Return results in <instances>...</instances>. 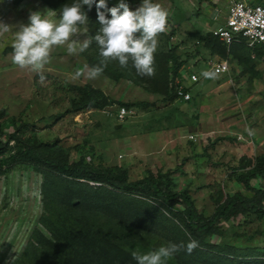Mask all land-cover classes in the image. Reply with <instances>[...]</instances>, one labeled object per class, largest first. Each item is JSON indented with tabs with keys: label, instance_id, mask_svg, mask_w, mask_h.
Returning a JSON list of instances; mask_svg holds the SVG:
<instances>
[{
	"label": "rangeland",
	"instance_id": "rangeland-1",
	"mask_svg": "<svg viewBox=\"0 0 264 264\" xmlns=\"http://www.w3.org/2000/svg\"><path fill=\"white\" fill-rule=\"evenodd\" d=\"M48 1L55 9L44 0H0V22L11 26L9 32L0 34L2 138L21 124L19 140H11L9 148L26 144L32 137L33 144H41L46 154L57 159L78 161L85 157L95 165H117L127 181L148 176L164 181L167 176L171 190L187 192L205 218L215 212L219 191L225 196L236 192L252 196L242 175L257 160L264 161V79L245 53H249L247 48L213 59L229 60L232 82L226 76L205 79L201 72L209 70L207 64L212 60L201 50V36L192 31L186 39L176 38L180 15L175 10L190 17V9L197 14L198 7L204 2L210 4V0H154L169 13L166 31L158 36L154 53L155 74L141 77L131 60L127 67L109 60L108 64L129 77L118 81L103 74L96 79H74L76 71L89 65L83 52L69 55L67 45L52 49L50 62L41 73L12 63L16 24L27 23L30 11H41L58 22L60 9L76 2ZM229 3L220 0L224 15ZM139 5L130 8L135 10ZM82 10L88 22L78 26L79 32L73 37L80 43L95 36L100 27L95 5L91 11L87 6ZM192 19L203 30L216 26L210 25L206 17ZM181 44L187 52L198 49L197 54L202 55V60L186 59L184 63L193 64L190 69L200 76V82H187L192 85L189 101L168 99L165 94L169 87L167 54L172 47L177 54ZM93 53L97 61L102 59L96 43ZM139 78L145 87L135 82ZM87 83L103 89L118 102L102 109L74 111L72 100L81 95L77 87ZM141 100L150 104L140 106L137 114L124 123L116 119V110L123 101ZM246 127L255 129V136L250 137ZM99 185L53 171L44 174L28 164L5 167L0 174V264H137L133 251L147 253L168 242L186 246L193 239L180 217L184 207L170 208L154 198L108 185L104 186L106 190L100 189ZM252 185L261 186L259 179H253ZM77 198L82 200L80 206L71 203ZM67 224L87 236L81 239L66 232L63 226ZM82 225L88 228L81 229ZM198 243L191 254L181 250L166 264H238L215 259L202 252V243ZM210 245L239 254L238 261L260 255L257 263L244 264H264V214L222 221L209 230L202 247Z\"/></svg>",
	"mask_w": 264,
	"mask_h": 264
},
{
	"label": "trees",
	"instance_id": "trees-1",
	"mask_svg": "<svg viewBox=\"0 0 264 264\" xmlns=\"http://www.w3.org/2000/svg\"><path fill=\"white\" fill-rule=\"evenodd\" d=\"M49 4L48 0H44ZM126 2L131 5H137L141 3V0H126ZM154 2V0H153ZM258 2H264V0H258ZM98 3V0H97ZM50 5V4H49ZM95 5V4H94ZM116 3L106 2V7L100 9V11L108 13V9L117 6ZM51 6V5H50ZM52 7V6H51ZM55 9V7H52ZM110 15V14H109ZM200 42L205 46L217 47L222 50L223 54L227 56V53L231 50H241L248 49L249 59L251 58V49L247 47L244 43H233L229 47L224 42H222L217 36L213 34L212 31L206 33V35L201 36ZM95 50V43H92L89 48L83 52V56L87 59L88 65L90 67L95 66L100 63L93 56V51ZM91 55V57H90ZM168 59V75H169V86L165 92L168 99H179L176 94V80L179 78V69L184 65L186 59L182 58L180 55L175 54V49L172 47L167 54ZM253 61V59H252ZM255 65V62L253 61ZM256 68V65H255ZM103 75L109 77L113 80L129 79L123 70L118 69L107 63L102 73ZM141 80L135 79V82L139 86H144L142 78ZM145 87V86H144ZM77 89L81 92L78 99L73 98L72 106L74 111H80L86 108H100L117 103L114 98L108 95L103 89L95 87L93 84L87 83L84 86H79ZM150 103L145 100L136 102H122V105L128 108L138 109L140 106H147ZM2 114L0 113V117ZM16 129L14 133L6 136L3 139V132L0 125V174L4 168H12L17 164H28L38 167L44 174L48 172H56L59 175L65 176L67 178H73L76 181H92L95 183H100V189H105L104 186L108 185L114 189H120L129 193H136L141 196L148 198H154L160 200L163 204H166L170 208L176 207L178 205L184 207L180 212V217L183 220L186 232L196 241L204 244V240L209 230L216 227V225L221 224L222 221H230L238 216H246L251 213L264 214V161L257 160L253 167H250L243 175L242 181L246 188L253 194L251 197L243 194L242 192H236L233 195H224L223 191H219L215 201L217 203L215 212L209 218L203 217L193 203L190 195L185 192H176L171 190V180L167 178L164 181L156 180L154 177L148 176L137 181H127L125 174L120 173L122 171L121 167L115 166H105V165H95L87 161L85 157H81L78 161H70L69 159H57L52 157L43 151L40 145L33 144L32 137H29V141L26 144L14 145L9 148V143L11 140H19L17 131H20L21 124ZM24 125V124H22ZM5 135V134H4ZM35 139V138H34ZM14 150L11 152V149ZM10 153L5 155V153ZM248 165H242L241 168H246ZM253 179H259L261 186L255 187L252 185ZM71 203L75 206H80L82 200L80 198L72 199ZM88 228L87 225H84ZM80 226V228H84ZM64 230L68 233H72L74 236L83 239L87 234L84 231L77 230L76 227L67 224L63 226ZM200 247L201 251L214 256L215 259L229 260L233 263L244 264V263H257L258 257H251L250 261H238L239 257L233 251H220L216 250L214 245L210 247ZM253 260V261H252ZM257 260V261H256Z\"/></svg>",
	"mask_w": 264,
	"mask_h": 264
},
{
	"label": "clouds",
	"instance_id": "clouds-1",
	"mask_svg": "<svg viewBox=\"0 0 264 264\" xmlns=\"http://www.w3.org/2000/svg\"><path fill=\"white\" fill-rule=\"evenodd\" d=\"M95 4L99 30L95 36L85 39L82 43L73 39L79 32L80 25L88 22L84 6L91 11ZM106 7V0H76L71 5L65 4L59 12V21L50 19L41 11H30L27 23L16 24L17 30L11 45L12 63L20 69H30L41 73L50 62L52 49L56 46L67 45L69 55L86 51L93 40L95 41L100 63L84 70L76 71L73 78L85 76L87 79L99 77L109 60H117L121 67H127L131 60L137 75L152 77L155 74L154 53L158 47V36L166 31L168 11L153 0H141L140 5L132 10L126 0H119L117 6L108 9L109 15L100 9ZM55 13H53L54 15ZM11 30L9 24L0 22V34ZM205 79L219 78L218 69L201 72ZM44 80V76H40ZM245 132L250 137L255 136V129L246 127ZM197 247L198 241L190 239L186 246L168 242L147 253L138 250L131 253L137 264H166V261L181 250L191 254Z\"/></svg>",
	"mask_w": 264,
	"mask_h": 264
},
{
	"label": "built area",
	"instance_id": "built-area-1",
	"mask_svg": "<svg viewBox=\"0 0 264 264\" xmlns=\"http://www.w3.org/2000/svg\"><path fill=\"white\" fill-rule=\"evenodd\" d=\"M222 42L230 46L233 43H244L251 49V58L256 69L264 78V2L257 0H230L228 11L223 24L212 30ZM209 69H218L219 75L230 74L231 66L227 59L208 62ZM176 83V94L179 99L189 101L192 98V87L187 81L198 82L199 76L188 66H181ZM232 82V77H229ZM137 110L126 106H118L115 117L124 123L135 116Z\"/></svg>",
	"mask_w": 264,
	"mask_h": 264
},
{
	"label": "crops",
	"instance_id": "crops-1",
	"mask_svg": "<svg viewBox=\"0 0 264 264\" xmlns=\"http://www.w3.org/2000/svg\"><path fill=\"white\" fill-rule=\"evenodd\" d=\"M115 1H117V0H112V2L116 3ZM116 4H118V3H116ZM133 6H135V5H133ZM197 7H198V5H197ZM190 13L192 16L189 17L188 15H185V13L184 14L179 13V9L175 10V14H177L178 16L180 15L179 16L180 20L178 21V29H177L178 31L176 32L177 33L176 38H179L180 40H182L183 38L186 39L187 38L186 35L191 33L192 31L195 32L196 35L204 36V35H206L207 32L212 31L216 26L223 24V22L225 21V18H226V15L223 14V8L220 6V0H210V4L208 2H204V3H202L201 6L198 7L197 14L194 11H191V9H190ZM194 17L209 18L210 25H211V23H216V26L213 29L210 27V30L208 28L203 30L196 23H194V20L192 19ZM201 45H203L201 50H203L210 57L211 60H213L215 58H219L223 54V52L219 48V46L212 47L210 45V47H208V46H205L202 42H201ZM186 48L187 47L184 44H181L178 47L179 51L177 52V54L180 55L184 59H189V60L190 59H192V60L201 59L202 60V55L200 54L201 52H199V54H197L198 49L195 52H187L188 49H186ZM182 66H188V65L184 64ZM230 66H231V64H230ZM188 67H190V68L193 67V64L189 65ZM190 70L193 71L192 69H190ZM257 71L259 72V75L261 76V78L264 79L262 77L260 71L259 70H257ZM193 72L196 73L195 70ZM231 73H232V67H231ZM197 75L199 76V74H197ZM219 76L228 77V81L230 82L229 77L230 76L232 77V74L231 75L230 74H221ZM232 81H233V77H232ZM187 82H192V81H187ZM198 82H200V76H199ZM191 86L192 85H190V87ZM191 93H192V90H191Z\"/></svg>",
	"mask_w": 264,
	"mask_h": 264
}]
</instances>
